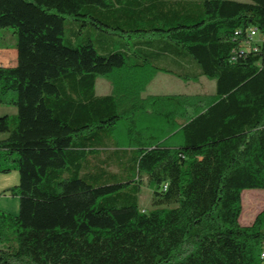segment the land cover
<instances>
[{"label":"trees","instance_id":"16d2710c","mask_svg":"<svg viewBox=\"0 0 264 264\" xmlns=\"http://www.w3.org/2000/svg\"><path fill=\"white\" fill-rule=\"evenodd\" d=\"M5 27L18 212L0 209V264H264V208L238 222L241 192L264 189V0H0ZM146 69L214 93L140 98Z\"/></svg>","mask_w":264,"mask_h":264},{"label":"rangeland","instance_id":"374dc122","mask_svg":"<svg viewBox=\"0 0 264 264\" xmlns=\"http://www.w3.org/2000/svg\"><path fill=\"white\" fill-rule=\"evenodd\" d=\"M245 1V0H239ZM65 30L68 32V24H65ZM15 41V34L9 27L0 28V44ZM138 75L149 76V80L144 84L140 94L143 96L145 88L149 92L158 91L160 93H178V94H162L160 96H181L190 100L198 97L208 98L214 93V80L200 77L195 81H184L178 77L163 72L147 71L143 74L142 71ZM139 77V76H138ZM151 80V81H150ZM150 81V82H149ZM148 82L150 83L148 85ZM111 79L98 78L95 84L96 91L100 94L101 90L108 91L110 89ZM98 87V88H97ZM101 89V90H100ZM4 133H0V138L4 137ZM167 145H178L183 143L181 133H175L165 140ZM18 182V173L11 170L7 173L0 172V209L12 215L18 212V198L4 191ZM138 204L142 209L152 207V191L145 182L140 187L138 194ZM264 208V189H245L241 192V212L238 217V222L241 225H248L252 222L254 216Z\"/></svg>","mask_w":264,"mask_h":264},{"label":"crops","instance_id":"0c3cea01","mask_svg":"<svg viewBox=\"0 0 264 264\" xmlns=\"http://www.w3.org/2000/svg\"><path fill=\"white\" fill-rule=\"evenodd\" d=\"M16 56H17V50L15 48V41L12 40L9 43H2V44H0V66L6 67V66H14V65H16V62H17L16 61ZM147 71H148V69H146V70H144L142 72H143V74H145ZM149 71L152 72V70H149ZM99 78H102V77H99ZM97 79H96V81H97ZM181 80H183V79H181ZM184 81H194V80H184ZM149 82H148V85L150 84ZM95 84H96V82H95ZM112 88H113V85H112V87L110 86V89L108 91H104V90H101L100 89L101 92H102L100 94L96 91V88H95V93H96V95H108V94H111L112 93ZM142 93L144 95L142 96L140 94V98H144V97L149 96V95L178 94V93H171V92L170 93H166V92L165 93H160L158 91L149 92V90H147V87L145 88L144 92H142ZM15 113H16V108L13 105L0 104V116L1 115H12V114H15Z\"/></svg>","mask_w":264,"mask_h":264},{"label":"built area","instance_id":"2783aa9c","mask_svg":"<svg viewBox=\"0 0 264 264\" xmlns=\"http://www.w3.org/2000/svg\"><path fill=\"white\" fill-rule=\"evenodd\" d=\"M256 34H257V32L254 28H249V30L246 34V43H248V44L252 43L256 38ZM164 189H165V185H164ZM261 257L262 258L264 257V251L261 253Z\"/></svg>","mask_w":264,"mask_h":264}]
</instances>
